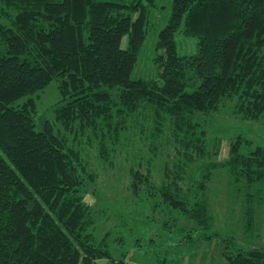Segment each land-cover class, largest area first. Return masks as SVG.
<instances>
[{
    "label": "trees",
    "instance_id": "1",
    "mask_svg": "<svg viewBox=\"0 0 264 264\" xmlns=\"http://www.w3.org/2000/svg\"><path fill=\"white\" fill-rule=\"evenodd\" d=\"M150 4L0 0V264H131L121 257L99 262L111 254L92 231L95 210L83 199L86 158L79 141H95L99 157L110 160L108 144L126 143L133 127L150 157L162 141L180 152L168 172L171 183L155 190L209 226L210 167L189 190L180 189L184 175L177 174L202 158L210 142L220 147L209 140L205 117L223 106L264 125V0H171L156 42L159 77L133 78ZM177 30L197 38L194 52H178ZM52 79L60 96L53 119L38 126L33 94ZM251 143L238 135L227 158L206 164L220 163L239 185L245 229L264 205V143ZM131 176L134 188L149 178L138 167ZM225 258V264H264V246L237 247Z\"/></svg>",
    "mask_w": 264,
    "mask_h": 264
},
{
    "label": "rangeland",
    "instance_id": "2",
    "mask_svg": "<svg viewBox=\"0 0 264 264\" xmlns=\"http://www.w3.org/2000/svg\"><path fill=\"white\" fill-rule=\"evenodd\" d=\"M148 8L147 32L137 51L131 72L133 78L159 77L156 42L158 31L168 20L171 0H153ZM175 41L179 53L189 54L196 49L197 38L185 35L181 30L175 32ZM121 45H126V37L122 38ZM59 96L55 79L33 94L38 126L45 119H53L51 106ZM205 122H208L209 140L218 139L220 147L215 148L210 142L205 155L197 157L184 174L179 172L177 176H185L178 179V185L187 190L189 182L200 179V173L210 167V177L205 182L210 215L207 228L163 201L162 194L155 190L174 178V173L168 172H173L174 164L183 157L180 152L177 154L176 148L161 139L159 154L150 157L147 140L141 136L138 127L130 130V139L123 145L108 144L110 160L99 157L95 141H79L86 158L83 199L95 210L92 231L98 240H105L111 254V258L103 257L99 262H111L121 257L131 264H225V254L234 253L237 247L264 246V205L262 209H255L253 224L247 228L249 230L245 229V198L239 185L233 183L227 168L220 163L206 166L209 162L227 158L230 141L238 135L251 139V146L263 144L264 125L255 119L230 114L229 105L206 116ZM137 167L149 178L136 183L134 188L131 169ZM191 187L194 191L195 186ZM240 187L242 190L241 182ZM250 233V236L246 235ZM207 234L211 236L203 237ZM225 237L233 241L227 243Z\"/></svg>",
    "mask_w": 264,
    "mask_h": 264
}]
</instances>
